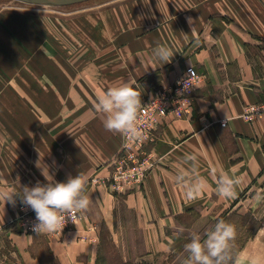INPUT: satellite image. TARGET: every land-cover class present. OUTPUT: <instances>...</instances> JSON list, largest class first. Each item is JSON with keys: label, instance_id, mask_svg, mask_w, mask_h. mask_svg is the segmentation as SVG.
I'll return each mask as SVG.
<instances>
[{"label": "crops", "instance_id": "1", "mask_svg": "<svg viewBox=\"0 0 264 264\" xmlns=\"http://www.w3.org/2000/svg\"><path fill=\"white\" fill-rule=\"evenodd\" d=\"M54 7L62 12L0 10V185L47 184L43 170L55 182L81 172L91 203L63 234L37 235L12 224L23 205L19 198L14 206L0 201V239L10 243L7 252L0 244V264H50L47 257L55 264H100L105 231L117 234L122 196L142 235L144 255L136 262L153 264L157 254L185 245L177 218L194 213L188 210H209L217 219L242 200L264 197V115L242 116L247 106L264 102V0H92ZM157 44L175 53L171 63L153 61ZM189 67L201 77L188 113L156 124L149 146L156 167L141 186L114 192L111 162L122 140L105 129L97 98L129 82L145 100ZM185 154L197 156V173L209 184L192 201L175 181L181 171L190 174ZM213 171L240 180L234 199L216 194ZM254 212L264 215V199ZM239 252L264 259V221Z\"/></svg>", "mask_w": 264, "mask_h": 264}, {"label": "clouds", "instance_id": "2", "mask_svg": "<svg viewBox=\"0 0 264 264\" xmlns=\"http://www.w3.org/2000/svg\"><path fill=\"white\" fill-rule=\"evenodd\" d=\"M191 32L195 23L187 18ZM187 35V34H185ZM175 53L163 44H157L152 50V59L162 65L171 63ZM191 74L178 81L185 91L190 90ZM142 105L141 94L129 83L122 82L109 88L97 98L95 110L105 117L104 127L109 132L119 134L126 141L135 142L143 139L144 133L137 125L139 109ZM183 163L188 166L189 173H178L175 181L181 184L188 200H196L207 191L208 180L197 173L198 159L195 154H185ZM43 175L47 184L37 182L35 186L19 187L0 185V201L16 204L17 198L30 207L35 213L33 231L37 235L62 232L68 220L72 222L82 218L89 209L90 198L85 192L87 177L79 172L75 177L69 176L65 182H55L49 173ZM215 181L216 194L224 199H234L240 180L227 173H211ZM51 178V179H50ZM264 197L257 196V200ZM235 226L219 219L215 225L202 236L198 232L190 233V241L184 245L186 253L183 264H264V259L256 256L244 257L236 250Z\"/></svg>", "mask_w": 264, "mask_h": 264}, {"label": "built area", "instance_id": "3", "mask_svg": "<svg viewBox=\"0 0 264 264\" xmlns=\"http://www.w3.org/2000/svg\"><path fill=\"white\" fill-rule=\"evenodd\" d=\"M190 90L185 91L183 84H178L185 74H191ZM198 71L189 67L185 70L172 86L162 89L158 94L142 100L139 109L137 125L144 133L143 139L135 142L126 141L121 136V145L117 155L111 162V175L109 185L114 192L124 193L135 186H141L147 179L149 173L156 167L157 160L150 151L149 146L156 141L155 126L161 119L169 114L182 117L188 113V108L192 100V92L200 80ZM264 115V102L257 105H250L245 108L243 118L251 120L257 116ZM68 220L62 232L53 234H63L76 223ZM35 223V213L30 207L22 205L20 214L12 223L14 226L25 230L29 234H37L33 231Z\"/></svg>", "mask_w": 264, "mask_h": 264}, {"label": "rangeland", "instance_id": "4", "mask_svg": "<svg viewBox=\"0 0 264 264\" xmlns=\"http://www.w3.org/2000/svg\"><path fill=\"white\" fill-rule=\"evenodd\" d=\"M18 5L31 8L35 11L47 10L62 12V10L60 9L61 7L55 8L54 5H29L14 0H0V10L15 9V7H18ZM117 200L118 201L116 203L115 209V231L117 232V234L114 237L111 236V238L107 233L108 231H105V236L103 234L105 241L103 240L104 246L103 252L101 253L102 260L100 264H135L137 263L136 261L144 255L142 235L140 234V230L137 226L135 213L133 210L127 207L124 202V197H119L117 198ZM258 205L259 201L257 199L253 203L250 200H242L240 204L234 209L238 213L249 214L242 219L236 218L231 223L235 226L237 232V237L235 240L236 248L240 246L244 240H247L248 236L252 232L255 231L253 236L255 235V229L258 227L255 223L256 220L258 221V223L264 221L263 213L254 212V209H256ZM250 206L252 207L250 208ZM213 214L214 213L209 210L202 211L201 209H199L197 211H194V213H191L190 215H185L184 221H182L179 226L180 229L177 228V230L179 229V233L187 235L185 237V243L189 240L190 233L197 232L199 228L203 225V223H206V220H215L214 218L210 217H214L215 215L213 216ZM222 214L224 213H221L220 215ZM252 218H255L256 220ZM0 242H4L0 244L6 245V247L4 246V249L7 252V245H10L9 241H6L5 239H0ZM41 243L45 244L43 241H41ZM9 248L11 247L9 246ZM176 253H178V249L173 251V253H159L157 254V256H155V262L153 264H183L181 257L184 254L180 255V257H175ZM47 258L48 263L55 264L50 257Z\"/></svg>", "mask_w": 264, "mask_h": 264}, {"label": "trees", "instance_id": "5", "mask_svg": "<svg viewBox=\"0 0 264 264\" xmlns=\"http://www.w3.org/2000/svg\"><path fill=\"white\" fill-rule=\"evenodd\" d=\"M125 192H126V191H125ZM125 192H124V193H125ZM194 211H195L194 209H191V210H188L187 213H188V212H194ZM247 215H249V214H248V213L241 214V213H238L237 211L228 212V213H226V214L224 213V214H222L220 217H218V218L215 219V220H212V219H208V220H206V223H203V225L199 228V230H198L197 232L200 233V234L203 236L204 233H206L209 229H211L219 219H223V220H225V221L228 222V223H232V221L235 220L236 218H237V219H242V218L246 217ZM252 217H253V216H252ZM184 218H185V216H180L179 218H177V226H178V227L180 226L181 222L184 221ZM252 219H255V218H252ZM255 220H256V219H255ZM255 223H256V225L258 226V227L255 229V230L257 231V229L259 228L260 223H258L257 220L255 221ZM254 232H255V231H254ZM254 232H252V233L248 236V239L251 238V237L253 236ZM180 234L183 235V236L185 235V234H183V233H180ZM185 236H187V235H185ZM248 239H247V240H248ZM247 240H244L243 243H242L240 246H238V247L236 248V250L240 251V250L243 248V246H244V244H245V242H246ZM189 241H190V238H189V240H188L186 243H188ZM186 243H185V244H186ZM183 254H184V255H183ZM180 255H183V256L181 257V260H182V262H183V259H184L185 256H186V253L184 252V246H183L180 250H178V253H176L175 257H180ZM180 263H181V261H180ZM135 264H148V263H146V262H144V261H141V262H137V263H135Z\"/></svg>", "mask_w": 264, "mask_h": 264}, {"label": "water", "instance_id": "6", "mask_svg": "<svg viewBox=\"0 0 264 264\" xmlns=\"http://www.w3.org/2000/svg\"><path fill=\"white\" fill-rule=\"evenodd\" d=\"M29 5H74L92 0H14Z\"/></svg>", "mask_w": 264, "mask_h": 264}]
</instances>
